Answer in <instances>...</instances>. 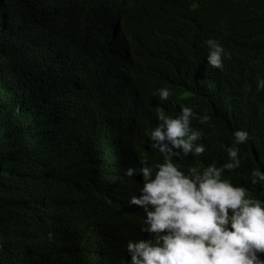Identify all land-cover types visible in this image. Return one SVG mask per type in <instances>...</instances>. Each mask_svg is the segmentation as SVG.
Wrapping results in <instances>:
<instances>
[{
    "label": "clouds",
    "instance_id": "9594fccd",
    "mask_svg": "<svg viewBox=\"0 0 264 264\" xmlns=\"http://www.w3.org/2000/svg\"><path fill=\"white\" fill-rule=\"evenodd\" d=\"M47 1L59 14L60 0ZM93 2L84 40L98 45L95 38L105 37L125 53L122 34L133 31L144 50L127 94L133 114L124 122L132 152L125 175L140 179V194L127 196L119 214L128 225L130 207L140 206L146 239H128L117 263L110 247L118 245L90 222L95 247L80 251L61 238L37 244L38 258L12 224L0 223V254L9 248L18 257L26 248L37 264H264V171L254 169L264 147L241 127L264 107V0H153L141 8L130 0ZM79 3L62 11L75 25L85 10ZM124 13L138 14L134 29ZM47 37L48 44L55 39L42 30L25 37L42 61V78ZM93 111L78 106L72 117L88 127Z\"/></svg>",
    "mask_w": 264,
    "mask_h": 264
},
{
    "label": "trees",
    "instance_id": "16d2710c",
    "mask_svg": "<svg viewBox=\"0 0 264 264\" xmlns=\"http://www.w3.org/2000/svg\"><path fill=\"white\" fill-rule=\"evenodd\" d=\"M93 1L60 0L56 14L47 9V0H0V223L12 224L14 236H22L38 258L43 248L37 244L61 238L80 251L95 247L90 222L102 224L107 238L118 245L110 252L119 263L128 239H146L140 206L130 207L128 225L119 214L127 196L140 194V179L125 175L132 152L124 122L133 114L127 94L144 68V50L133 42V31L132 38L130 31L122 34L125 53L111 49L105 37L95 38L98 45L84 40L82 31L91 30L87 14ZM130 1L139 8L153 2ZM78 2L85 10L75 25L62 11ZM124 15L134 29L138 14ZM38 30L55 38L49 44L48 37L42 40L50 56L43 78L42 61L25 38ZM136 32L139 39L142 32ZM93 67H99L98 74L89 75ZM78 106L94 109L91 126L73 119ZM241 127L264 147V107ZM254 169L264 171V159ZM0 264L37 262L26 248L18 257L5 248Z\"/></svg>",
    "mask_w": 264,
    "mask_h": 264
}]
</instances>
